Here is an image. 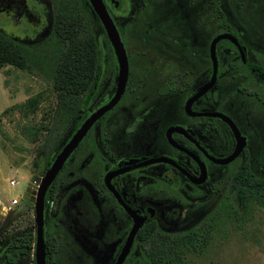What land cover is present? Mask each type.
Wrapping results in <instances>:
<instances>
[{
	"label": "flooded vegetation",
	"instance_id": "1",
	"mask_svg": "<svg viewBox=\"0 0 264 264\" xmlns=\"http://www.w3.org/2000/svg\"><path fill=\"white\" fill-rule=\"evenodd\" d=\"M0 1L26 44L51 39L60 4L82 22L85 57L78 78L85 85L65 93L72 114L50 165L116 94L119 60L89 0ZM100 2L123 51L125 80L44 192L43 264H176L186 249L182 244L179 252L177 242L186 232L219 217L221 200L233 205L237 165L261 176L253 164L264 162V38L257 34L264 26L254 24L255 7L244 0ZM239 12L252 19L242 20ZM221 24L229 29L204 47L203 34ZM57 104L56 93L54 109ZM40 164L36 179L49 167ZM30 185L20 201L30 219L0 230V264H36V191ZM205 205L209 210L193 224L191 216Z\"/></svg>",
	"mask_w": 264,
	"mask_h": 264
},
{
	"label": "rangeland",
	"instance_id": "2",
	"mask_svg": "<svg viewBox=\"0 0 264 264\" xmlns=\"http://www.w3.org/2000/svg\"><path fill=\"white\" fill-rule=\"evenodd\" d=\"M244 2L254 5L257 16L252 19L245 16L247 12H239L241 19L250 16L256 26H264V0ZM0 6V12L7 15L9 7L3 3ZM0 25L9 31L15 27L11 21L1 19ZM228 29L226 24H221L216 32L207 37L203 34V46L208 38ZM257 34L264 38V30H258ZM56 93L40 74L12 65L0 68V230L15 223L23 225L30 219L29 212H23L20 205L21 196L34 178L32 163L42 152L46 130L52 126ZM258 167L257 173L264 175V162L253 164V168ZM8 179L16 184L9 186ZM15 197L18 204L9 206V200ZM209 208L210 205H205L202 212L193 213L192 223L204 217ZM211 221L216 230L214 236L203 246L186 249L183 264H264V209L253 206L241 225L224 221L219 226L216 219Z\"/></svg>",
	"mask_w": 264,
	"mask_h": 264
},
{
	"label": "trees",
	"instance_id": "3",
	"mask_svg": "<svg viewBox=\"0 0 264 264\" xmlns=\"http://www.w3.org/2000/svg\"><path fill=\"white\" fill-rule=\"evenodd\" d=\"M58 14L55 33L49 41L38 44L36 42L26 44L19 39L20 27L16 20H10L15 26L13 31L0 25V68L12 65L26 72L40 74L51 83L52 88L58 94V104L57 109L54 110L52 126L46 130L44 138L40 156L42 161L35 160L32 163L34 169L32 176L34 177L42 175L40 163L44 164L43 167L49 165L55 140L66 131L69 123L72 109H67L68 102L65 93L72 90L79 91L85 85V82L78 78L83 74L85 57L83 53L85 38L82 27H80L82 22L78 21L76 15L72 16L70 9L62 4L59 5ZM0 19L8 20L3 12H0ZM231 181L230 196L233 205L228 199H224L219 202L218 211H221L219 217L214 214V211L211 212L212 216H216L215 219L220 223L219 226H222L224 221H235L241 225L253 206L264 209V176L255 175L245 163L241 162L235 168ZM209 218H206L197 229L186 232V239L180 244V241L177 242L179 252L180 249L182 250V244L186 249L189 246L195 249L196 246H203L211 240L216 230L213 222H209ZM176 259L177 262L182 260L179 264H183L182 255H178Z\"/></svg>",
	"mask_w": 264,
	"mask_h": 264
},
{
	"label": "water",
	"instance_id": "4",
	"mask_svg": "<svg viewBox=\"0 0 264 264\" xmlns=\"http://www.w3.org/2000/svg\"><path fill=\"white\" fill-rule=\"evenodd\" d=\"M90 5L94 12L98 15L100 18L101 22L103 23L106 32L109 36V39L111 41V44L115 50V53L117 55V58L119 60L120 64V81H119V86L116 91V94L114 97L103 107L100 109L96 110L85 122L82 123L76 130V132L73 134V136L70 138V140L65 144V146L62 148V150L58 153L56 158L52 161V163L49 165L47 170L45 171L44 175L40 179V183L38 188L36 189L35 192V200H34V220L36 223L37 227V233H36V247H35V263L36 264H43L44 260V251H43V242H42V204H43V195L44 192L51 182V180L54 178L56 172L62 165L64 159L66 156L69 154V152L74 148L78 140L82 137V135L85 133V131L88 129L90 124L99 116L101 115L104 111H106L114 102L117 100L119 97L122 89H123V84L125 80V74H126V63H125V58L123 55V51L121 49L120 42L117 38L116 32L110 21L108 20L100 0H89ZM226 35H221L216 37L212 43H211V48L213 47L212 45L217 42L218 40L225 38ZM212 58H213V53H212ZM234 156L231 155L230 158ZM30 184L28 183V186ZM31 186V185H30ZM33 188V187H32ZM27 194L24 193L22 194L21 198L22 199H27Z\"/></svg>",
	"mask_w": 264,
	"mask_h": 264
},
{
	"label": "built area",
	"instance_id": "5",
	"mask_svg": "<svg viewBox=\"0 0 264 264\" xmlns=\"http://www.w3.org/2000/svg\"><path fill=\"white\" fill-rule=\"evenodd\" d=\"M39 182H40V179H36L35 177L29 182L32 185L34 191H36V189L38 188ZM15 184H16L15 180L8 179L9 186H13ZM18 202H19V199L17 197L12 198L9 200V206H15L16 204H18Z\"/></svg>",
	"mask_w": 264,
	"mask_h": 264
},
{
	"label": "crops",
	"instance_id": "6",
	"mask_svg": "<svg viewBox=\"0 0 264 264\" xmlns=\"http://www.w3.org/2000/svg\"><path fill=\"white\" fill-rule=\"evenodd\" d=\"M0 206H1V202H0ZM1 208V207H0Z\"/></svg>",
	"mask_w": 264,
	"mask_h": 264
}]
</instances>
